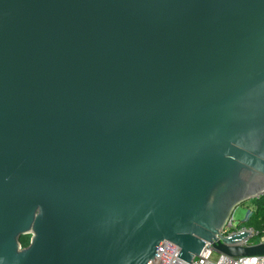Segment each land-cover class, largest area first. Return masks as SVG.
Instances as JSON below:
<instances>
[{
  "label": "water",
  "instance_id": "1",
  "mask_svg": "<svg viewBox=\"0 0 264 264\" xmlns=\"http://www.w3.org/2000/svg\"><path fill=\"white\" fill-rule=\"evenodd\" d=\"M263 190L264 0H0V264L264 255Z\"/></svg>",
  "mask_w": 264,
  "mask_h": 264
},
{
  "label": "built area",
  "instance_id": "2",
  "mask_svg": "<svg viewBox=\"0 0 264 264\" xmlns=\"http://www.w3.org/2000/svg\"><path fill=\"white\" fill-rule=\"evenodd\" d=\"M264 195V190L254 197L248 199H256ZM252 203V202H251ZM253 204V203H252ZM254 204L250 209L246 210L242 219V224L236 223L232 217V212L219 229L218 235H215L213 242L223 243L221 238L236 234L240 231H248V235L241 239L240 243L231 244L234 246L248 247L264 244V218L253 216ZM179 249L170 242L163 241L151 264H264V255L249 256H228L215 250L210 242H203V246L197 255H192L190 263L177 257Z\"/></svg>",
  "mask_w": 264,
  "mask_h": 264
},
{
  "label": "trees",
  "instance_id": "3",
  "mask_svg": "<svg viewBox=\"0 0 264 264\" xmlns=\"http://www.w3.org/2000/svg\"><path fill=\"white\" fill-rule=\"evenodd\" d=\"M250 201L254 204L253 216L264 218V195ZM18 241L20 245H25L27 243V236L19 237Z\"/></svg>",
  "mask_w": 264,
  "mask_h": 264
},
{
  "label": "rangeland",
  "instance_id": "4",
  "mask_svg": "<svg viewBox=\"0 0 264 264\" xmlns=\"http://www.w3.org/2000/svg\"><path fill=\"white\" fill-rule=\"evenodd\" d=\"M253 206L249 200H246L237 206L234 207L233 212H232V217L236 223L242 224V219L244 217V214L246 213L247 209H250Z\"/></svg>",
  "mask_w": 264,
  "mask_h": 264
},
{
  "label": "flooded vegetation",
  "instance_id": "5",
  "mask_svg": "<svg viewBox=\"0 0 264 264\" xmlns=\"http://www.w3.org/2000/svg\"><path fill=\"white\" fill-rule=\"evenodd\" d=\"M26 236H27V243H28L29 235H26ZM27 243L25 245H23V246H26ZM20 246L23 247L22 245H20Z\"/></svg>",
  "mask_w": 264,
  "mask_h": 264
}]
</instances>
